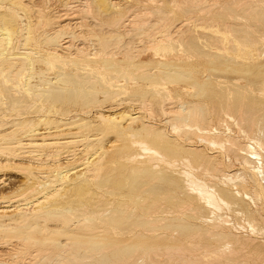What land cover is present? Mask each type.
<instances>
[{"label":"bare ground","instance_id":"obj_1","mask_svg":"<svg viewBox=\"0 0 264 264\" xmlns=\"http://www.w3.org/2000/svg\"><path fill=\"white\" fill-rule=\"evenodd\" d=\"M6 1L9 2L8 7H10V9L14 13H16V15H18V17L20 15H23V16H20V18H22V19L25 16V14L29 13V10H31V7H32V6L29 7V5L26 4L27 0H0V108L7 110L6 112L4 111L3 113H0V170L10 168L15 163V162L13 163V161L19 160L21 163L22 162H24V164L26 163L25 167L21 168L22 169L21 171H23L24 174L26 176H28V178H29V177L33 176V172H35V171L37 173L39 171V173H40L43 170L40 167L45 165V164H43V155L41 154L40 149H42L44 147L45 148L52 147V148L56 149L57 151L62 150L61 148L72 149V152H69V154L67 156H65V157H70V158H68V160L66 162L61 161V154L60 153H55L56 160H54V164L52 163V165H51V167L53 169H59V170L65 169L61 173L56 172L59 176V181L63 182L62 186H64V184H67L66 181L68 180V178L72 174L76 173V177L78 176V174H79V176L81 175V177L84 174H86L87 178H86V176H85L86 179L84 177H82L84 179H82L80 181L74 178L75 177V174H74L73 180L75 179V181H79V182L73 181V182H75V184H74V183H72V180H71V183L73 184L72 188H75L78 191L80 190V192H81L83 187H85L86 184L89 183L90 187L93 184L92 187L96 186L98 189L103 191L102 192L103 194L101 193L103 195V198L108 197L109 194H111L113 196L114 195L117 196V198H115L113 200V201H115V203L112 201L114 203V207L116 206L115 209H111L110 211L107 210V212H106V210L104 211V209L99 207V209L103 210L104 212H101L99 215L98 214L93 215V216H95V215L100 216V224H102L101 233H104V235H103L104 240H109V241L106 243H102V244L87 242L89 244L84 245V244L75 243L76 245L72 244V245H74L73 247L71 246L72 248L77 247L78 250H80L79 247H84V248H86L85 251L91 253V255H93V256L97 254V253L92 254V252H97L96 249L103 250L105 253L104 255H102V252H99L100 256L102 255L101 257L104 258V262L101 261V262H103V264H105L106 262L111 260V258H113V257H116L117 259L120 258L119 259L120 262H117L118 264H121V258L122 257H123L122 264H142L144 262V260L146 259V257L148 258L147 261L151 262L152 264L153 263L157 264L158 263L157 261L156 262L155 261L152 262V261L154 260V256L156 255V253L162 255V253H161L162 251L174 252V253L178 252L177 254L181 253V251L184 252L182 254H185V251H188V252H191L190 253L191 256L193 253V258H194V255L197 254L198 249L199 250L201 249L200 248L201 247L200 242L195 241L193 238H190L189 240L188 239L182 240V239L173 238L170 235L174 234L173 232H176L182 238H185L187 236V235L185 236L186 231H189L190 229H192V227H194L193 224L191 225V223L187 222V219H189V218L193 219V220L194 219H202V220L209 221V222H213L215 220H220V221H224L225 224H229V221L224 220L225 219L224 216L217 215V213H216L217 211L220 212L222 207L227 208L229 211H232L236 215L241 216L243 218V220L245 221L247 226H241L240 225L241 229H243L246 232L251 231V234L253 233V235H256V236L258 235L259 237L264 236V216L261 215V210H260L261 206H262L261 203L264 202L263 201V197H264V112L263 111L264 110L261 109V107H264V78L262 79V76L264 77V21L261 22V24H263V26L261 27V25H260L259 29H258V27H256L257 29L254 28L255 26L253 27L252 30L253 31L256 30V31L248 33L247 32L248 30H246V32L248 33V36L243 40H239V38H238V35H241V34L237 35V33L239 31H241L240 30L241 26H239V25L235 26V27L239 26V28L238 27L236 28L239 31L237 30L238 32H236L235 28L231 27L229 24H226V29H227V25H229L228 27L230 30V38H228V37L223 38L224 40L223 39L221 40L219 38L220 39L219 41L213 42L216 39H218V37H216V38L213 37L214 38L213 41L210 40L211 42H209V41H206L204 39V41H202V42L200 41L201 43L197 44V46H196L193 43L194 36L189 35L187 37V39H188V42H186V44H188L187 46H191V44L193 43L195 45L196 49L199 47L202 48V49L199 48L201 50L199 52H202V56H200V57L206 58L205 60L207 62H208L207 59L210 58L212 55L216 57V55L218 53L217 51L224 50L225 55H227V56H225V57H227L226 62L230 63L232 65V67L230 68V72L228 73V75L225 73V75H227V76H224L223 78H221V80L219 79L218 85H214L213 89L219 90V93H215L217 95L216 96V95L212 94L213 92L209 89L211 86L210 81H214L215 79L211 80V76H209V75H207L206 76L207 79L204 78L206 80H203V81H199L195 78H192V74L189 72V70H191L189 68L190 66L189 67L181 66L178 64V62L181 61L180 59L175 60V59L171 58V60L168 62V65L165 66V68H164L165 70L162 71L163 72L162 74H164V78L161 77V79L163 78L162 80L166 83V87L164 86L165 89L157 88L154 90L156 92L157 96L165 99L164 100L166 102L165 106H167V108L165 109V111L164 110L163 111L166 112L165 114L167 115V117L169 119L168 123H170V124H168V123L167 124L171 125V127H172V130H171V128H170L171 131L169 130L171 132V133L169 132L170 134H166L167 132L164 133L163 130L158 131L155 127L156 124L153 123L154 118H153V120H151L152 122L147 121L148 122L147 123V122H145V120L142 121V119H141L142 118V116H141L142 111L141 110H144V109H140V111H139V109H138V111L136 109L137 113L135 114L133 112V114H135V116L134 115L131 116L128 114L129 111H127L128 113L124 112L121 115L119 113H118L119 115L118 114L115 115L114 111L112 110L115 107H113L111 109V111H109V109H110L109 108L108 111H105V112H107L108 114L109 113H111V114L110 115H104V114H101V112H100V115L98 117H96V118H99V119H97V121L101 120L106 124L107 127L104 130H101L103 132L106 130H110V129L115 130V129L119 128L121 130V134H122L121 139H119V138L117 139V140H119L118 144L111 142L114 144L112 145L110 143V145H108V146H111V145L112 146L109 148L98 147L99 145H97V147H98L97 149H99L98 151L100 152L99 154L95 153L88 159H85L86 157L85 158L80 157V159H79L78 157L80 155L81 156L85 155L87 152L86 150H89V149L92 150V147L96 146L98 141L100 139L102 140V138L99 137L98 135L91 136V137H79L80 135H77L78 132L73 131V133L69 132L70 134H68V135L64 134V135H67V137L65 136V138H62V137L59 138L58 137L59 139H45L46 135H45V133H43L41 131V129H40L41 126L39 128V125H41L43 122H45L46 125L51 124V121H50L51 119L48 118L47 114H44L45 111L48 109H46L45 111L43 110L44 111L43 114L46 115L45 116L46 118H44V119L40 118L41 120H39L38 124L36 123V125H35V123H33V121H29L25 117L22 118V116L24 114H26L27 111H29V110L30 111L31 110L32 111L33 110L41 111L43 109V107H42V109H38L41 105L38 107V104L36 103L37 99H39L40 101L42 100L43 103H44V101H46V102L51 101L52 103H54L55 104L54 109H57L56 110L57 113H58V108H56V107H58L57 103H59V104H60V102L63 103L66 99L69 100L70 102H73L76 100V96L78 94L77 86H75V88H77V90L74 91L72 89H67L70 87H67L65 84V82H67L66 79H69L68 77L73 76L70 73H68L67 70H68V67L72 65V66L77 68L76 73H79L78 72L79 69H82V68H78L81 66L77 65V63H75V62L67 63L65 60H63L61 58L62 57V55L60 54L61 52L57 53L54 50H56V48L60 47V46H62V49H65V50L66 49H68V50L73 49L72 47H77V46H74V43H72V44L70 43L71 42L70 39L68 41L66 39V38H72L73 37L74 33L70 32V30L73 29L72 27H74V25H77L79 23V22L77 23L76 21L74 22V20L77 19V17H76L77 12L72 11L73 9L71 10V7H69L70 9H68V10L64 9L65 12L62 11L63 14L61 15V22H63V25H60V29L59 28L54 29L52 27L53 23L51 24L48 21L49 24L52 25L51 27L53 28V30H56V31H53V33L51 32L52 34L50 33V31L45 32L46 34L47 33L48 34L50 33V34L46 37L45 41H42V42L43 43L46 42L48 46L50 45V46L55 47V48L49 47L50 49H52L51 52H49L50 51L49 49H48L49 51L47 50L49 52L48 54H50V59H45V58H40V59H42L43 64L48 69V72L51 71V72L55 73L57 76H55L56 77L55 81L52 80V82L50 83V86H52V87H43L42 86L43 88H40V87L38 88V85L35 86L33 83V81L35 79H37L36 75L34 73V71L36 70L35 68L37 66V62H36L35 58L33 57L35 54H37V53H35L36 48H35V50H34L35 46L33 48H31L33 45L30 48L27 47V46L31 45L30 44L31 43L30 42V39H31L30 35L31 34H30L29 30H31L30 24L32 23V21L26 28V30H28L27 34H24V35L22 34V37L24 36L23 40L25 41L24 47H27V48H25V50H29V51L22 52V49H24V48H22L21 51L17 48H14L12 50L16 28L14 26L13 18L5 12L4 6L6 4L8 5V3H6ZM97 1H99L98 3H100L102 1L100 4L104 5L103 0H97ZM204 1H206V0H204ZM213 1H215V0H213ZM225 1L227 2V4L223 3V2L220 3L221 0L219 3L225 4L226 7H225V5H224V7H223V5L221 7V5L219 3H217L216 1L213 3L210 1V3L213 5L212 6L210 5L209 7L214 8V9L212 8L214 11H212L210 9L211 12H215V10H216L215 13H217V11H218L219 12L218 14L220 15V17L216 18L215 15L214 16L212 15L213 13L211 14V12H207L205 14H206V16L209 15V17L207 16L209 20H212V17L216 18L217 20L219 18L221 20H223L225 18L224 17L225 13H228L230 15H236V13H237L236 11H238L237 9H239V7L243 11L247 9L241 3H239V4H241L239 6V4H238L239 0H236L237 4H238L237 7L233 6V3L229 4L228 0H225ZM243 1L244 0H242L241 2H243ZM247 1L249 2L250 0H247ZM258 1L261 3V0H258ZM44 2H45V0H44ZM131 2H133V0ZM155 2H157V1H155ZM165 2H164V4L167 3V2L166 3ZM196 2H200V0L199 1L198 0H174V2L171 5V10L169 13H167V15H169L171 13L170 17L172 19H175L177 16H180V15H178L179 13H182V14H183V12L187 13V12H190L191 9H194L192 7L196 6V4H195ZM206 2H208V1H206ZM230 2H235V0H231ZM254 2L252 1L253 4H254ZM28 3H30V2H28ZM43 3L41 5H43ZM45 3H47V1ZM76 3H78V2H76ZM150 3L152 5L153 1H150ZM158 3L159 2H157L156 4L158 5V7H160L161 5H159V4L161 2L159 4ZM245 3L246 2H244V4ZM262 3H264V2H262ZM37 4H39V2ZM100 4H98L97 8L99 6H102ZM169 4H166V6H165V7H168L167 9H169V6H168ZM206 4H208V3H206ZM247 4L250 5V3H247ZM105 5L109 6L108 3ZM119 5L121 6L120 0L112 2V6L114 8H116V10L119 8ZM157 5H156V7H157ZM230 5H232L233 7H236V10H234V8L231 7ZM36 6H38V5H36ZM78 6H80V5H78ZM104 6L102 8H104ZM122 6H124V5L122 4ZM260 6H261V4H260ZM75 7H77V6H75ZM106 7H105V9H108V7L107 8ZM154 7H155V3H154ZM262 7L264 8L263 5H262ZM44 8H45V6H44ZM131 8H133V6H131ZM220 8H222V9H220ZM259 8L256 11H258ZM105 9H103V10L105 11ZM110 9H112V7ZM110 9L107 10V11H109V14L113 13V11ZM241 9H239V10H241ZM32 10H33V8H32ZM121 10H122V8H120V11ZM128 10H131V9L128 8ZM162 10L163 9L156 10V11L159 12ZM33 11H35V10H33ZM85 11L87 12V10H85ZM104 11H102V12L104 13ZM110 11H112V12H110ZM117 11H115V12H117ZM125 11H126V9H125ZM163 11H166V9H164ZM74 12H76V13H74ZM131 12H132V10H131ZM131 12H129V13H131ZM143 12H145V11H143ZM194 12L196 13V11H193L192 13L194 14ZM199 12L201 13L202 11H199ZM203 12H205V11H203ZM250 12L251 11H249V13ZM160 13H162V12H160ZM192 13L190 12L191 15H192ZM143 14L146 15V13H143ZM203 14L204 13H202L201 15H198V16H204ZM218 14H216V15H218ZM33 15H34V13H33ZM37 15L38 14H36V13L34 15L36 17V21L38 18ZM149 15H151V14L149 13L148 16ZM191 15H189V16H191ZM59 16H58V18H60ZM122 16L124 18H126L127 15L124 16V14H123ZM129 16H131V15H129ZM193 16H191L192 20H194ZM29 17L31 18L32 16H29ZM113 17H115V16H113ZM151 17H152V15H151ZM168 17L169 16L165 17V19L166 18L167 19L166 20L164 19L163 21L165 22V21L169 20L170 18H168ZM207 17L205 18V20H208ZM235 17L236 16H234V18ZM258 17L259 16L254 17L253 19L255 20ZM58 18L56 17V18H52V19L57 20ZM127 18H129V17H127ZM134 18L137 19V17H134ZM196 18H197V16H196ZM200 18H202V17H200ZM226 18H228V17H226ZM238 18L242 19L241 21H244L243 19H246L247 17L243 18L240 16ZM186 19H189V17H187ZM229 19H231V18H229ZM130 20L132 22L134 21V19L133 20L130 19ZM140 20L141 19H138V20H135L134 22L139 21L138 23H140ZM177 20L178 19H176V23H179V21H177ZM231 20L235 24L237 23L236 21H234L233 17ZM254 20H252L251 22L255 23ZM124 21H128V20H124ZM146 21H147V19H146ZM201 21L202 20H199V23ZM224 21H228V19H225ZM132 22L130 25H132ZM143 22H145V21L143 20ZM167 22H170V21H167ZM203 22L205 23V25L206 24L209 25L210 21L209 22L203 21ZM219 22L221 25L218 22H215L216 25L218 26V24H219L220 26H222V23L220 20H219ZM232 22L230 24H233ZM247 22H250V20ZM54 23H55V21H54ZM56 23H57V21H56ZM80 23H81V21H80ZM84 23H82V24H84ZM90 23H92V22H90ZM120 23H122V22H120ZM171 23L172 22H170V24ZM196 23H198V22H195V24ZM199 23L196 24L195 26L199 25ZM210 23H212L210 25H212V27H214L213 25H215V23H213V22H210ZM20 24H22V23H20ZM82 24H80V25H82ZM142 24H144V23H141L140 25H142ZM173 24H174L173 27L175 26V29H179V28L183 27L184 30H186L187 28H189V26H188L185 29V26L188 25V21L183 22L182 27H179V28H176L175 23H173ZM238 24H241V23H238ZM242 24H245V23H242ZM23 25H25V24H23ZM118 25H119V23L116 24V26H118ZM127 25H129V24L127 23ZM135 25H136V23L134 24V27H135ZM205 25L203 27H205ZM257 25H259V24L257 23ZM165 26H166V23H165ZM177 26H179V24H177ZM246 26L251 27V25H247V24H246ZM41 27H39V28H41ZM56 27H58V25ZM75 27H77V26H75ZM81 27H83V26H81ZM143 27H146V26H143ZM147 27H150V26H147ZM198 27H197L198 29L202 28L200 26H198ZM167 28H169V27H166V29ZM193 28L194 27L192 26V28L188 29L187 32H189ZM207 28H211V27H207ZM207 28L205 30H208ZM242 28H243V26H242ZM77 29H78V27H77ZM173 29L174 28H172L171 31ZM126 30L129 31L130 29H126ZM137 30H139V28H137ZM154 30L156 31V29H154ZM196 30H194V32H196ZM24 31H25V29H24ZM73 31H76V29ZM171 31H170V33H171ZM175 31H172V32H175ZM179 31H183V30L181 29ZM215 31H217V30H215ZM190 32H193V31H190ZM190 32L188 34H190ZM226 32H227V30H226ZM153 33H154L153 35H155V32H153ZM166 33H169L168 30L166 31ZM166 33H165V36H166ZM175 33L177 34V32H175ZM180 33H182V32H180ZM89 34H92V36L94 35L93 33H89ZM130 34H131V32H130ZM171 34H169V35H171ZM198 34H199V32H198ZM198 34H196L195 38L199 39L200 37H197ZM243 34H245V33H243ZM249 34H250V37H249ZM42 35H44V34H42ZM180 35H182V34H180ZM180 35L177 34L176 36H180ZM199 35L201 36V34H199ZM207 35L209 37V34H206L204 36H207ZM31 36H33V35H31ZM64 36H65L66 42H64L63 44L60 45L59 39L61 40L62 39L61 37H64ZM79 36H81V33ZM152 36L150 38H154V37L156 38L157 37V35H155L154 37H152ZM202 36H201V38H202ZM210 36H213V35H210ZM244 36H246V35H244ZM171 37H170V40H169V37L167 38L169 43L166 42L167 40L165 39L166 40L165 42L168 44V48L167 47L166 48H167V51L169 53L174 54V53H176V51H178L179 45H182V43L184 41H186L187 39L186 40H180L181 39V37H180V39H179L180 41H178V40H174V35H173L172 39H171ZM87 38H89V37H87ZM158 38L159 37H157V39ZM201 38H200V40H201ZM39 39H41V38H39ZM175 39H177V38H175ZM154 40L155 39H153V41ZM159 40H162V39H159ZM165 42L161 43V46L164 43L163 44L164 46H162V48L167 45ZM204 42H207V43H204ZM18 43H20L19 40H18ZM69 43H70V45H68ZM158 44H157V48H160V46L158 47ZM184 45L185 44H183L182 46H184ZM151 46L152 47L155 46L153 48H156L155 43H154V45H151ZM45 47H47V46H45ZM152 47L149 48V51L151 50L150 51L151 53H155L152 50H157V49H153ZM191 47H193V46H191ZM80 48L81 47L74 48V49H78L77 51H79V50H81ZM184 48L185 47H183L182 49H184ZM43 49H44V47H43ZM184 50L182 52H185ZM197 50L196 51L194 50V51L197 52ZM213 50H214V52H213ZM70 51H74V50H70ZM84 51L82 50L83 53H84ZM121 51H123V50H121ZM125 51H123V52H125ZM36 52H38V51H36ZM67 52H69V51H67ZM110 52H112V51H110ZM110 52L107 51V53H105V54H111ZM138 53H137V55H138ZM62 54H65V53H62ZM124 54H126V53L122 54L123 58L125 56ZM129 54L135 55L134 52L129 53ZM185 54H186V52H185ZM139 55H140V53H139ZM213 56L211 57V59L215 58ZM221 56H223V55H221ZM65 57H67V55ZM74 57H76V56H74ZM88 57H90V56H88ZM130 57H132V56H130ZM154 57H158V56H154ZM85 58H87V55ZM124 59H126V58H124ZM193 59H195V58H193ZM193 59H192V61H193ZM239 59H243L244 62L241 63V61H239ZM259 60H261V61H259ZM105 61L108 62L109 60H105ZM194 61H197V60H194ZM215 61H216V59H215ZM137 64H138V62H137ZM204 64H202V65H204ZM187 65H189V64H187ZM194 65H196V64H194ZM194 65H192V66H194ZM207 66H209V65H207ZM217 67H219V66H217ZM217 67L215 66V68H217ZM144 69H145L144 67H138L137 70L142 71ZM211 69H212V67H211ZM219 69H217V70H219ZM82 72H84V71H82ZM130 72L133 73V71H130ZM130 72L123 69V70H119L116 72H111L109 74H106L104 78L100 77L98 79V83L99 84H101V83L105 84V88H104L105 92H103V93L97 92V93L92 94V93H87L84 91L85 92L84 94L86 96V100L84 101V103L86 102L87 104L88 103L91 104V103L97 101L99 97L101 98V96L107 97V98H109L108 96H116V95H120V96H124V97L128 96L129 92H130L129 85L131 83H133L135 80V75H132V73H130ZM155 72H157V71H155ZM221 72H223V71H221ZM134 74H137V73H134ZM82 75H85L84 77H86V75H87V80H85V82L88 81V83L87 82L82 83L79 81L80 83L86 84L87 86H89L88 84L96 83L93 81L94 76H95L94 71H91V70L86 71ZM255 76H258V77H255ZM76 77L80 78L78 76H76ZM202 77H204V76H202ZM189 79L191 81L189 83V86L187 85L188 86L187 91H189L191 93V97H194L195 99L199 98V99H203V100L204 99H210L211 97H213L214 102L216 100H217V104H218V102H220V109L218 108L220 110L219 117H218L219 122H217V123H220V126H222L221 125V122H222V124L225 126V127L223 126L224 128H226L224 133L220 132L219 128L209 126L208 122L206 121L207 119L205 118V114H208V113H205V108H206L205 103L204 104L202 102H189L188 103V102L184 101V99L182 97L177 96L178 83L184 82L183 84H185V82L189 81ZM216 79H218V78H216ZM36 82L38 83V80ZM72 82H74V84ZM72 82H68V83L73 85V86L75 84L78 85L77 83H75L76 81H72ZM61 83H63L67 88H65L64 85H63L64 88L61 87ZM80 83H79V85H81ZM68 86H70V85H68ZM92 86H93V88H95V86H98V85H92ZM101 86L103 87L104 85H101ZM161 86L163 87V85H161ZM83 88L85 89V86ZM86 88H88V87H86ZM94 92H96V91H94ZM135 92H136V90H135ZM97 95L98 96L101 95V96L97 97ZM116 97H119V96H116ZM107 98H105V99H107ZM109 99H111V98H109ZM132 99H135V98H132ZM128 100H130V99H128ZM124 101H126V99H123L120 103L121 105L123 104V106L125 103ZM140 102H141L140 104H142V101H140ZM211 102H212V100H211ZM127 103L133 104L132 106H134L135 104L137 105V103L132 101V100L130 102H127ZM149 103L151 104L150 101H149ZM149 103H146V104H148V106H149L150 105ZM140 104H138V105H140ZM128 105L126 104V106H128ZM89 106H91V105H89ZM116 106H119V104ZM129 107H130V105H129ZM142 107H143V105H142ZM123 108H122V110H123ZM140 108H141V106H140ZM144 108H146V105ZM162 108H165L164 105ZM213 108H214V105L212 106V109ZM127 109L130 110L129 108H127ZM149 109H151V107L148 108V110ZM0 112H2L1 109H0ZM56 112L54 114H56ZM47 113L51 114V116H52V110H49ZM143 113H147V112H143ZM151 113H153V112H151ZM58 114H56L55 116H57ZM130 114H132V113H130ZM153 114H150V116L151 115L155 116V117L159 116V115H157L159 113H155L156 115H153ZM210 115H213V114H210ZM95 116H96V114H95ZM150 116H148V117L150 118ZM36 118H34V120H38ZM38 118H39V115H38ZM75 118H76V116H75ZM47 119H49V120L47 121ZM67 119H69V118H67ZM77 119L71 118V121H73L74 123H78L80 120L81 121H87V120H83V119H78V120ZM143 119H145V118L143 117ZM155 119L158 120V117H156ZM126 120H128L129 122L126 123L127 125L126 124L124 125V122H127ZM212 120H213V118H212ZM53 121H55V120H53ZM62 122L64 123V121H62ZM88 122L89 121H87L86 123H88ZM74 123H72V124H74ZM230 123H232V124H230ZM85 124L81 123V125H85ZM161 124H163V123H161ZM69 125H71V124H69ZM81 125H79V124L75 125V128L77 126L81 127ZM231 125L232 126L237 125L235 127H237V128L239 127L244 132V134L248 138V141L246 143L239 142V140L242 137L239 138V140H237L238 138L236 136L238 133L235 136L237 139L230 136V133L232 132L231 128H233V127H230ZM158 126H160V125H158ZM246 127L250 128L249 133H246L247 131L243 130V129H246ZM70 128H74V127H70ZM66 129H68V128H66ZM63 130H64V128H63ZM165 131H167V130H165ZM52 132H54V131H51L50 133H52ZM65 132H67V131H65ZM86 133L84 136H87ZM55 135L57 136V134H55ZM231 135H233V134H231ZM240 136H242V135L240 134ZM118 137H120V136H118ZM129 138H131L132 140H128ZM115 141H116V139H115ZM101 146H104V145H101ZM206 146H208L211 149H215L216 155H213V152H208L209 154L212 153L211 154L212 156L207 155L208 153H206L205 151H208V150L204 149ZM45 148H44V150H45ZM74 148L77 150L73 151ZM94 150H96V149H94ZM77 151L79 152V154ZM219 153H223L227 157V161L237 162V165L240 164L244 170L243 173L242 172L237 173V172H231V171L228 173H224L223 179H222L224 184H221V185H224V186L227 185V186L223 187V188L218 187V186L217 187L213 186L214 184L209 185L206 182H204L206 179L202 181V180L196 178L195 174H194V172L203 169V170H206V171H209L212 173H216V175H217V173H218V175H220L221 173L219 174V172H222V171H220V169L217 167V165H218L217 158L219 156L217 154H219ZM231 154L234 155V158H231V156H233ZM45 156L48 158H51L52 155L47 154ZM85 156H87V155H85ZM91 159H92V161H91ZM74 161L76 164L78 162V164L81 166V169L78 171L79 172L83 171L84 172L83 175H82V172L77 174L78 171H75L76 169L74 167L73 168L70 167L69 169L67 168V167L71 166L72 163L75 164ZM92 162L94 163L93 166L90 165ZM34 164H36V165H34ZM230 165H231V167H233L232 166L233 164H230ZM76 166H78V165H76ZM14 171H16V170H14ZM45 175L47 176V174H45ZM34 177L35 176H33V178ZM213 177H215V176H213ZM217 177H215V178H217ZM202 178H204V177H202ZM31 179H29V181ZM5 180H6V178L4 179V178L0 177V185L4 184ZM29 181L28 180L25 181V182H27L26 183L27 185H28ZM34 181H30V183H32ZM51 183H52V181L51 182L49 181L48 185L49 184L51 185ZM90 183H92V184L90 185ZM220 183H222V182H220ZM23 184H25V183H23ZM52 185H54V183ZM45 186L47 187V183L41 184V185L39 184L38 188L40 189V188H43ZM229 186H232V188H230ZM90 187H89V189H90ZM92 187H91V189H92ZM247 187H252L255 190L253 192H250L248 190L249 188H247ZM38 188H36V189L34 188V190L31 188L33 190L32 192L34 193V195L38 194V192L36 191ZM60 189H61V187L58 190L55 189L56 190L55 192L53 191V193L51 192L47 196L45 195L46 197H43L42 198L43 200L38 199L36 201L34 199L33 195L30 194V196L32 195L35 202L30 201L31 203H29V204L24 203L23 206H24V209L27 210V211L25 210V212H27L26 215H28L27 218H25L26 216L25 217L22 216L24 209L21 208L20 206L19 207L16 206V208L13 209V208H11L12 204L8 203L7 201H1L0 202V204H1L0 205V232L7 231V229L10 228L11 225H13L12 221L13 222L14 221L25 222L26 226H28L29 229L36 230L39 232L42 229L40 227L41 225L39 226V224H38V221L41 218L51 219V218L55 217V218H57V220L65 222V221H68L69 219H71L69 217L70 216L72 217L73 214L74 215L80 214L78 212V210L75 214L72 211L71 207H64L63 206L64 209L58 208L59 207L58 203H59L60 199L57 197L60 196L59 195ZM61 190H63V189H61ZM68 190L70 193V186H69ZM85 190L86 189L84 188V190H83L84 192L82 191L83 194L86 193ZM92 190H89V191H92ZM35 191H36V193H35ZM73 192H75V191H71V193H73ZM82 193H81V195H83ZM40 194H42V193H40ZM90 194H91V192H90ZM90 194H88L87 196H89ZM26 195H29V194H26ZM81 195L80 196L78 195V196L80 198L81 197L83 198V196H81ZM22 196L24 197L25 195H22ZM73 196H75V195H73ZM96 196H98V195H96ZM3 197H5V195ZM51 197H53V198H51ZM89 197L95 200V198H93L91 196H89ZM114 197L110 196V198H114ZM50 198L53 200V202L51 204L47 202V200H49ZM85 198H86V196H85ZM103 198H101V199L98 198L99 202H97L95 200L96 203H98L99 205L103 204L104 203V202L102 203ZM94 200H93V202H94ZM201 201L204 202L203 203L204 205L202 204ZM26 202H28V201H26ZM93 202H92V204H93ZM112 202H109V203H112ZM198 202L202 206L206 205L208 207L207 210L203 211V209L205 207L201 208V206L199 205ZM96 203H94V204H96ZM73 204H76V202ZM106 205H104V207L107 209L108 206H106ZM91 207L92 206H90V208ZM95 207L97 208V206H95ZM109 207H110V204H109ZM10 208L13 210H9ZM31 208L33 209V210H31L32 214L29 210ZM209 208H210V210H208ZM99 209H97V211H99ZM15 210H16V213H14V215H11V213L8 214L9 216L11 215V218L7 219V221L10 220V222H8L6 224L5 223L6 219H4L3 217L8 216V215H6L7 212L9 213V212H12ZM206 211H210V212H206ZM222 211H223V209H222ZM88 212L89 211L86 210V211H84V213L81 212V214H84L86 216V214ZM204 212H206L207 214L209 213V215H207V216L203 215ZM95 213H97V212H95ZM1 214H3V215H1ZM30 214H31V217H30ZM78 216H81V215H78ZM211 216H213V217H211ZM88 217H85V219L87 221H91L92 217L91 218H88ZM73 219H75V216L73 217ZM92 219L94 220L93 222H96L94 217ZM77 221L80 222L79 220H76V222ZM81 221H83V220H81ZM173 221H178L179 225H177V227L173 226V224H172ZM82 223H84V222H82ZM85 223L88 224L87 222H85ZM173 223L177 224L175 222H173ZM86 224H82L81 226L86 225ZM92 224H90V225H92ZM94 225L89 226V228L90 227L94 228L95 227ZM199 225H202V224H199ZM219 225H220V223L216 226H219ZM13 227H15V226H13ZM56 227H55V229H57ZM73 227H77V226H73ZM73 227L71 228V225H70V227L67 226L66 228L67 229L68 228L74 229ZM173 227L174 228L176 227V229H173ZM199 227L200 226H198L197 229H199ZM205 227H204V229H205ZM60 228H61V225H60ZM80 228H82V227H80ZM84 228L89 229L86 227H84ZM208 228H210V227H208ZM215 228H217V227H215ZM75 229L79 230V228H75ZM85 229L82 228V230H85ZM193 229H195V231H196V228H193ZM193 229H192V231H194ZM47 230H49V229H47ZM57 230H59V228ZM52 231H54V230H52ZM74 231L76 232V230H74ZM99 231L100 230H98L96 233H98ZM192 231H190V232H192ZM203 231L207 232L206 229ZM75 232H74V234H75ZM212 232H213V230H212ZM238 232L240 233V231H238ZM60 233H62L63 235H70L71 234L70 231L69 232H60ZM203 233H205V232H203ZM203 233H201V234H203ZM215 233H216V230H215ZM48 234L50 235L51 233H48ZM187 234H189V233H187ZM223 234H225V233L213 235V237H215V240H216V237L219 240L220 239L226 240L228 237L229 241H228L227 245L233 246L234 249H233V252H231L232 254H228L227 252L221 253L220 248L219 249L218 248L211 249L214 251H212L210 254L213 255V257L216 256L215 260H218L219 264H224V263L225 264H237L238 262L244 261V259L242 260V258L244 257L243 254L245 252H247V251L243 252L244 250H250L253 252V254L256 257L255 264H264V241H262V240H261V242H257L256 240L255 241H247L248 239L243 240L239 236L236 237L237 234L235 236L229 235L230 237L225 236ZM26 235H28V233H26ZM239 235L242 236L241 234H239ZM183 236H185V237H183ZM187 237H189V236H187ZM193 237H195V236H193ZM68 239L72 240L71 238H68ZM110 239H112V240H110ZM158 240H162L163 243H156V241H158ZM196 240H199V239L196 238ZM25 241H27V240L25 239ZM5 242H7V241H5ZM175 243H180V245H178V247L176 248L177 252L174 250L171 251L172 249H175V248H173ZM206 243H208V242L206 241ZM211 243H212V240H211ZM29 244H26V245H28V247H30L31 245L29 246ZM61 244L62 243L58 242L56 245H58L57 247L59 248V246ZM69 244L70 243L68 242L67 245H69ZM34 245L35 244H33V246ZM63 245H64V243H63ZM63 245L61 246V248L63 247ZM202 245H204V244L202 243ZM0 248H1V246H0ZM34 248H35V246H34ZM52 249H49V252H51ZM47 250H46V252H47ZM55 250H57V248H55ZM75 251L76 250L74 249V253H76V254L80 253L81 254L80 256H78V258L82 257L83 254H85L84 253L85 251H79V252L78 251L75 252ZM205 251H203V252H205ZM221 251H224V250H221ZM227 251H230V250H227ZM46 252H45V254L47 255ZM65 252H70L71 255L73 254L72 251H70V250L69 251L66 250ZM174 253H171L173 255H171L170 253H167L168 254L167 256H169L170 261L166 258V256H162V259H164L163 257H165L164 262L166 263L167 261H169L171 264H187L186 260H189L190 257L188 259H184L183 257H180L181 254H179L180 255L179 257L178 256L175 257L176 254L174 255ZM198 253L200 254L201 252H198ZM21 254H22V252H21ZM245 254L248 255L247 253H245ZM60 255H63V252H62V254L60 253ZM60 255L58 256L59 258L61 257ZM91 255L89 257L93 258V256H91ZM141 255H143L144 257H142ZM37 256H39V255L37 254ZM74 256H77V255H74ZM45 257H47V256H45ZM72 257H69V258L72 259ZM87 257L88 256H86V258ZM101 257H100V259H102ZM140 257H141V259H140ZM155 257H157L155 259H158V260L160 259V257H158L157 255ZM186 257H188L187 254H186ZM61 258H63V256ZM75 258H77V257H75ZM90 258H88V259H90ZM204 258L205 257H203L202 259H204ZM24 259H26V258H24ZM66 259H68L67 256H66ZM94 259H96V258H93L92 261H94ZM72 260H74V259H72ZM72 260H71L70 264H73L74 262L76 263V261H75L76 259L73 261V263H72ZM191 260L189 262L192 264L194 259H191ZM209 260L210 259H208V261ZM213 260H214V258H213ZM221 260H223L224 262H221ZM240 260H242V261H240ZM57 261H59V260H57ZM60 261L64 262V260H60ZM65 261H67V260H65ZM92 261H90L88 263L92 264L93 263ZM201 261L202 260L200 258H195V260H194V262L196 264L204 262V260L202 262ZM189 262H188V264H189ZM211 262L213 263V261H211ZM211 262L209 261V264ZM55 263H53V264H55ZM64 263H61V264H64ZM113 263H114V261H113ZM146 263H148V262H146ZM215 263L218 264L217 262H215ZM11 264H13V263H11ZM14 264H16V263H14ZM22 264H24V263H22ZM65 264H68V263L66 262ZM97 264H99L98 261H97ZM100 264H102V263H100Z\"/></svg>","mask_w":264,"mask_h":264},{"label":"rangeland","instance_id":"obj_2","mask_svg":"<svg viewBox=\"0 0 264 264\" xmlns=\"http://www.w3.org/2000/svg\"><path fill=\"white\" fill-rule=\"evenodd\" d=\"M42 3L44 2V0H40ZM39 0H27V5H29V7H31V10H29V13H27V14H25V16L23 17V19L22 18H20V16H23V15H20L19 17H18V15H16V13H14L11 9H10V7H8L9 6V2L8 1H6V3H8V5L6 4L4 7H5V12L7 13V14H9L12 18H13V20H14V26H15V28H16V31H15V36H14V42H13V46H12V50L14 49V48H17V49H19L20 51H21V49L22 48H24V49H22V52H24V51H29V50H25V48H30L32 45V47L31 48H33L34 46V50H35V48H36V50H35V53H37V54H35L33 57L35 58V60H36V62H37V66H36V70L34 71V73H35V75H36V78L37 79H35L34 81H33V83H34V85L35 86H37L38 85V88L40 87V88H43V87H52V86H50V83L52 82V80L53 81H55V76H57L55 73H53V72H48V69L45 67V65L43 64V62H42V59H40V58H45V59H50V54H48L49 52H51L52 51V49H50L52 46H48L47 45V43L46 42H42V41H45V39H46V37L52 32L53 33V31H56V30H53V28L54 29H57V28H59L60 29V25H63V22H61V15L63 14V12H65V10H68V9H70L69 7H71V10L72 11H76V12H74V13H76L77 15H76V17H77V19L76 20H74V22L76 21L78 24L77 25H74V27L75 26H77L78 27V29H77V27H72L73 29H71L70 30V32H73L74 34H73V39L72 38H66L67 39V41L70 39L71 40V44L72 43H74V46H77V47H72L73 49H62V46H60V47H57L56 48V50H54V51H56L57 53H60L61 55H62V59L63 60H65L67 63H71V62H75V63H77V65H79V66H81V67H78V68H82V69H79V73H76V71H77V68L76 67H74V66H69L68 67V70H67V72L68 73H70L71 75H73V76H71V77H68L69 79H66V81L67 82H65V84H66V86L67 87H70V88H67L63 83H61V87H63L64 88V86H65V88H67V89H72V90H77V88H78V94H77V96H76V100L75 101H73V102H70L69 100H65L63 103H61L60 102V104L59 103H57V105H58V107H56V108H58V113L56 112V110L57 109H54V103H52L51 101H49V102H46V101H44V103H43V101L41 102L39 99H37L36 100V103L38 104V109H42V107H43V109L41 110V111H37V110H29V111H27V113L26 114H24L23 116H22V118H26L27 120H29V121H33V123H35V125H36V123L38 124V122H39V120H41V119H44V118H46L45 116L46 115H44V114H47L48 115V118L49 119H51L50 121H51V124L50 125H46L45 124V122H43L41 125H39V128H40V126H41V131L43 132V133H45V139H59L60 137H62V138H65V136L67 137V135L68 134H70V133H73V131L74 132H78L77 133V135H80L79 137H91V136H95V135H98L99 137H101L102 138V140L100 139L99 141H98V143L96 144V146H93L92 147V150L91 149H89V150H86L85 152H86V154L85 155H87V156H85V155H83V156H79L78 158L80 159V157H83V158H85V159H88V158H90L93 154H95V153H97V154H99L100 152L98 151L99 149H97L98 147H105V148H109V147H111L114 143H117L118 144V141L119 140H117L118 138L119 139H121V137H122V134H121V130L118 128V129H110V130H106V131H101V130H104L107 126H106V124L103 122V121H101V120H98L97 121V119H99V118H96V117H98L99 115H100V112H101V114H104V115H110L111 113H107V112H105V111H108V109H109V111H111V109L113 108V107H115V108H113L112 110L114 111V114L115 115H117L118 113L121 115L122 113H128L127 111H129V115H131V116H135V114L137 113V111H138V109H139V111H140V109H144V110H141L142 111V113H141V116H142V121H144L145 120V122H150L151 120H153V118H154V122L153 123H155L156 124V129L159 131V130H163V132L164 133H166V134H170L171 132V130H172V127H171V125H168V124H170V123H168V121H169V119H168V117H167V115L165 114L166 112H164L165 111V109L167 108V106H165V104H166V102L164 101L165 99L164 98H162V97H159V96H157L156 95V92L154 91L155 89H157V88H159V89H165V87H166V83L162 80L163 78H164V74H162L163 72V70H165L164 68H165V66H167L168 65V62L171 60V58L172 59H175V60H177V59H180L181 61H179L178 62V64L179 65H181V66H184V67H189L191 70H189V72L192 74V78H195V79H197V80H199V81H203V80H206L207 78H206V76L207 75H209V76H211V80H213V79H215L214 81H210L211 82V86H210V90L213 92L212 94H214V95H216L215 93H219V90H214L213 89V87H214V85H218V81H219V79L221 80V78H223L224 76H227L228 75V73L230 72V68L232 67V65L230 64V63H228V62H226L227 61V57H225V56H227V55H225V51L224 50H219V51H217L218 53H217V55H216V57L215 56H213V57H215V58H212L211 59V57L210 58H208L207 60H208V62L205 60L206 58H204V57H200V56H202V52H199V51H201L200 49H202V48H197L196 49V47H195V45L197 46V44H200L202 41H204V39L206 40V41H209V42H211V41H213L214 40V38H216V37H218V39H216L215 41H213V42H217V41H219L220 39L222 40L223 38H230V30H229V25L231 26V27H234L235 28V30H236V32H238L239 30L238 29H236L237 27L239 28V26H241L240 27V30L241 31H239L238 33H237V35L238 34H241V35H238V38H239V40H243V39H245L247 36H248V33H250V32H254V31H256V30H252L253 29V27L255 28V29H257L256 27H258V29H259V27H260V25H261V27L263 26V24H261V22H263L264 20V8L262 7V5L264 6V3H262V2H264V0H261V3L258 1V0H250L249 2L247 1V0H244L243 2H241L242 0H239V2H238V4L239 3H241L242 5H244V7L245 8H247L246 10H242L240 7H239V9H241V10H239V9H237L238 11H236L237 13H236V15H230V14H228V13H225L224 14V19L223 20H221L220 18L217 20L216 18L217 17H220V15L218 14L219 12L217 11V13H215L216 12V10H215V12H211V10L212 11H214L213 9V7H209L210 5L212 6L213 4H211L210 3V1L213 3V2H217V3H219L220 2V0H215V1H213V0H206V1H208V2H206V1H204V0H200V2H196L195 4H196V6H193L192 8H194V9H191V13L193 12V11H196V13L194 12V14L192 13V15L190 14V12H187V13H184L183 12V14L182 13H179L178 15H180V16H177L175 19H172L171 17H170V15H171V13L169 14V15H167V13H169L170 12V10H171V5H172V3L174 2V0H133V2H131L132 0H120V2H121V6L119 5V8L116 10V8H114L113 6H112V2H115V1H117V0H103V2H104V5L105 4H107L108 3V5L110 6H107V5H102V4H100V3H98L99 1H97V0H45V2L47 1V3H43V5H41L42 3L40 2ZM71 1V2H70ZM73 1V2H72ZM82 1V2H81ZM112 1V2H111ZM119 1V0H118ZM150 1H153V3H152V5H151V3H150ZM155 1H157V2H161L159 5H161L160 7H158V5L156 4L157 2H155ZM167 3H166V2ZM170 1V2H169ZM199 1V0H198ZM229 2V4L230 3H233V6H238V4H237V1L235 0V2H230L231 0H228ZM252 1L254 2V4L252 3ZM28 2H30V3H28ZM36 2V3H35ZM39 2V4H37ZM76 2H78V3H76ZM135 2V3H134ZM164 2L166 3V4H169L168 6H169V9H167L168 7H165L166 6V4H164ZM203 2V3H202ZM226 3L227 4V2L225 1V0H221V2L220 3ZM244 2H246L245 4H244ZM53 3V4H52ZM86 3V4H85ZM88 3V4H87ZM129 3V4H128ZM141 3V4H140ZM154 3H155V7H154ZM164 5H163V4ZM206 3H208V4H206ZM210 3V4H209ZM219 3V4H220ZM235 3V4H234ZM247 3H250V5L249 4H247ZM45 4V5H44ZM90 4V5H89ZM98 4H100V5H102V6H99L98 8H97V6H98ZM122 4L124 5V6H122ZM194 4V5H195ZM241 4H239V6L241 5ZM252 4V5H251ZM260 4H261V6H260ZM36 5H38V6H36ZM47 5V6H46ZM53 5V6H52ZM73 5V6H72ZM78 5H80V6H78ZM126 5V6H125ZM128 5V6H127ZM156 5H157V7H156ZM221 5V7H222V5H223V7H224V5L225 4H220ZM248 5V6H247ZM256 5V6H255ZM259 5V6H258ZM44 6H45V8H44ZM52 6V7H51ZM75 6H77V7H75ZM86 6V7H85ZM104 6V8H102ZM108 7V9H110L111 7H112V9H110V10H112L113 11V13H111V14H109V11H107L108 9H105V7ZM131 6H133V8H131ZM164 6V7H163ZM228 6V5H227ZM231 7H233L232 5H230ZM247 6V7H246ZM75 7V8H74ZM106 7V8H107ZM124 7V8H123ZM225 7H226V5H225ZM236 7H233L234 8V10H236ZM243 7V6H242ZM243 7V8H244ZM260 7V8H259ZM32 8H33V10H35V11H33L32 10ZM40 8V9H39ZM80 8V9H79ZM120 8H122V10L120 11ZM128 8H130L131 10H132V12H131V10H128ZM145 10H144V9ZM157 8V9H156ZM160 8V9H159ZM213 8V9H212ZM259 8V10L258 11H256L257 9ZM263 8V9H262ZM48 11H47V10ZM61 9V10H60ZM65 9V10H64ZM78 9V10H77ZM103 9H105V11L103 10ZM125 9H126V11H125ZM161 9H166V11H156V10H161ZM211 9V10H210ZM220 9H222V8H220ZM255 9V10H254ZM85 10H87V12L85 11ZM198 10V11H197ZM218 10V9H217ZM58 11V12H57ZM63 11V12H62ZM80 11V12H79ZM83 11V12H82ZM89 11V12H88ZM102 11H104V13L102 12ZM107 11V12H106ZM112 11H110V12H112ZM115 11H117V12H115ZM125 11V12H124ZM131 12V13H129V12ZM143 11H145V12H143ZM199 11H202L201 13L199 12ZM203 11H205V12H203ZM221 11V10H220ZM249 11H251L250 13H249ZM41 12V13H40ZM82 12V13H81ZM106 12V13H105ZM160 12H162V13H160ZM207 12H211V14L214 16L215 15V17L216 18H213L212 17V20H209L208 19V17H209V15H207L206 16V14L205 13H207ZM249 14H248V13ZM33 13H34V15H35V13L36 14H38L37 16H38V18H37V21H36V17L33 15ZM90 13V14H89ZM143 13H146V15L145 14H143ZM151 14L152 15V17H151V15H149L148 16V14ZM160 13V14H159ZM189 13V14H188ZM202 13H204L203 15L204 16H198V15H201ZM215 13V14H214ZM247 13V14H246ZM124 14V16H126V18L127 17H129V18H124L122 15ZM133 14V15H132ZM138 16H137V15ZM167 16H169L168 18H170L169 20H167V21H170V22H172L171 24H170V22H167V21H163L164 19H165V17H167ZM188 14V15H187ZM216 14H218V15H216ZM239 14V15H238ZM262 14V15H261ZM57 15V16H56ZM60 15V16H59ZM129 15H131V16H129ZM154 15V16H153ZM182 15V16H181ZM189 15H191V16H193V19L194 20H192L191 19V16H189ZM29 16H32L31 18L29 17ZM58 18V16L60 17V18H58L57 20H53L52 18H56V17ZM113 16H115V17H113ZM140 16V17H139ZM147 16V17H146ZM196 16H197V18H196ZM234 16H236L235 18H234ZM243 17V18H245V17H247L246 19H243L244 21H241L242 19H239L238 17ZM257 16H259L258 18H256L255 20L253 19L254 17H257ZM134 17H137V19H135ZM187 17H189V19H186ZM200 17H204L203 19L202 18H200ZM207 17V19L208 20H205V18ZM226 17H228V18H226ZM232 17H233V19H234V21H236L237 23L235 24L234 22H232ZM30 18V19H29ZM49 18V19H48ZM124 20H128V21H124ZM196 18V19H195ZM229 18H231V19H229ZM27 19V20H26ZM60 19V20H59ZM130 19H134V21L135 20H138V19H141L140 20V23H138V22H132ZM146 19H147V21H146ZM167 19V18H166ZM165 19V20H166ZM176 19H178L177 21H179V23H176ZM211 19V18H210ZM225 19H228V21H224ZM34 20V21H33ZM143 20L145 21V22H143ZM199 20H202L200 23H199ZM219 20L221 21V23H222V26H220L221 24H220V22H219ZM250 20V22H247V21H249ZM252 20H254V22L256 23H253V22H251ZM31 21H32V23H31ZM42 21V22H41ZM53 25H50L49 24V22ZM54 21H55V23H54ZM56 21H57V23H56ZM80 21H81V23H80ZM122 22V23H120V22ZM182 21V22H181ZM186 21H188V25L187 26H185V29L189 26V28H187L186 30H184V28L182 27V24H183V22H186ZM203 21H207V22H213V23H215V22H218L217 24H218V26L216 25V23H215V25H213L214 27H212V25H210V24H212V23H210L209 22V25H205V23L203 22ZM241 21V22H240ZM29 22V23H28ZM35 22V23H34ZM46 22V23H45ZM61 22V23H60ZM85 22V23H84ZM90 22H92V23H90ZM131 22H132V25H130L131 24ZM181 22V23H180ZM195 22H198L199 23V25H197V26H195L196 24H198V23H196L195 24ZM233 23V24H230V23ZM20 23H22V24H20ZM27 23V24H26ZM31 23V24H30ZM41 23V24H40ZM44 23V24H43ZM59 23V24H58ZM82 23H84V24H82ZM119 23V25L118 26H116V24H118ZM127 23L129 24V25H127ZM136 23V25H135V27H134V24ZM141 23H144V24H142L143 26H146V27H143L142 25H140ZM165 23H166V26H165ZM173 23H175L176 24V28H179V27H182V28H179V29H175V26L173 27ZM205 25V27H203L204 25ZM238 23H245V24H238ZM250 23V24H249ZM257 23L259 24V25H257ZM23 24H25V25H23ZM31 25V30H29L30 31V34L31 35H33V36H31L30 35V46H27V47H24V44H25V41L23 40L24 39V36L22 37V34L24 35V34H27V32H28V30H26V28H27V26L28 25ZM34 26H33V25ZM45 26H43V25ZM49 24V25H48ZM56 24V25H55ZM80 24H82V25H80ZM122 24V25H121ZM164 24V25H163ZM177 24H179V26H177ZM226 24H229V25H227V29H226ZM246 24L247 25H251V27L250 26H246ZM23 25V26H22ZM36 25V26H35ZM58 25V27H56ZM80 25V26H79ZM152 25V26H151ZM161 25V26H160ZM172 25V26H171ZM203 25V26H202ZM236 25H239V26H237V27H235ZM42 26V27H41ZM53 28H52V27ZM81 26H83V27H81ZM147 26H150V27H147ZM192 26L194 27L192 30H190V31H193V32H190V34H188L189 32H187L188 31V29H190V28H192ZM198 26H200V27H202V28H200V29H198L199 27ZM217 26V27H216ZM242 26H243V28H242ZM39 27H41V28H39ZM51 27V28H50ZM135 29H134V28ZM139 28V30H137V28ZM166 27H169V28H167L166 29ZM198 27V28H197ZM207 27H211V28H207ZM222 27V28H221ZM224 27V28H223ZM37 28V29H36ZM158 28V29H157ZM165 28V29H164ZM172 28H174L172 31H175V32H177V34L178 35H180V34H182V35H180V36H176L177 34L175 33V32H172L171 31V29ZM208 29V30H205V29ZM250 28V29H249ZM24 29H25V31H24ZM76 29V31H73V30H75ZM126 29H130L129 31L128 30H126ZM154 29H156V31L158 32H156ZM161 31H160V30ZM170 29V30H169ZM183 30V31H179V30ZM198 31H197V30ZM22 32H21V31ZM37 30V31H36ZM141 30V31H140ZM168 30V32L169 33H166V31ZM194 30H196V32H194ZM215 30H217V31H215ZM225 30V31H224ZM226 30H227V32H226ZM238 30V31H237ZM246 30H248L247 32H246ZM32 31V32H31ZM36 31V32H35ZM39 31V32H38ZM49 32L50 31V33L48 34H46L45 32ZM98 31V32H97ZM137 33H136V32ZM170 31H171V33H170ZM179 31V32H178ZM77 34H76V33ZM130 32H131V34H130ZM153 32H155V35H157V37H159L158 39H157V37L155 38L154 36L155 35H153L154 33ZM180 32H182V33H180ZM198 32H199V34H201V36H202V38H201V36L198 34ZM51 33V34H52ZM80 33H81V36H79L80 35ZM89 33H93L94 35V37L92 36V34H89ZM157 33V34H156ZM165 33H166V36H165ZM174 33V34H173ZM180 33V34H179ZM185 33V34H184ZM193 33V34H192ZM211 33V34H210ZM243 33H245V34H243ZM37 34V35H36ZM42 34H44V35H42ZM151 34V35H150ZM169 34H171V35H169ZM196 34H198V36L197 37H200L201 38V40H200V38L198 39V38H195L196 37ZM206 34H209V37H208V35L207 36H204V35H206ZM218 34V35H217ZM243 34V35H242ZM252 34V33H251ZM88 35V36H87ZM153 35V36H152ZM163 35V36H162ZM169 35V36H168ZM173 35H174V40H178V41H180V40H186L187 39V37L189 36V35H193L194 36V38H193V43L195 44H191V46H193V47H191V46H187L188 44H186V42H188V39L186 40V41H182L183 43H182V45L183 44H185L184 46H182V45H179V49H178V51H176V53H174V54H171V53H169L168 51H167V48H168V44L166 43V42H168L169 43V41H168V37H169V40H170V37H171V39L173 38ZM210 35H213V36H210ZM244 35H246V36H244ZM42 36V37H41ZM78 36V37H77ZM154 37V38H150V37ZM161 36V37H160ZM168 36V37H167ZM44 37V38H43ZM87 37H89V38H87ZM180 37H181V39H180ZM204 37V38H203ZM214 37V38H213ZM249 37H250V34H249ZM39 38H41V39H39ZM62 39L60 40L59 39V44L61 45V44H63L64 42H66V39H65V36L64 37H61ZM149 38V39H148ZM175 38H177V39H175ZM209 38V39H208ZM213 38V39H212ZM220 38V39H219ZM80 39V40H79ZM153 39H155L154 41H153ZM159 39H162V40H159ZM167 41H166V40ZM180 39V40H179ZM197 39V40H196ZM203 39V40H202ZM18 40H19V42L20 43H18ZM211 40V41H210ZM224 40V39H223ZM76 41V42H75ZM81 41V42H80ZM144 41V42H143ZM147 41V42H146ZM157 41V42H156ZM160 43H159V42ZM165 42L166 44V46L165 47H163L162 48V46H164L163 44H162V46H161V43L162 42ZM198 41V42H197ZM201 41V42H200ZM23 43V44H22ZM70 43L68 44V45H70ZM105 43V44H104ZM154 43L156 44V48H153V47H155V46H151V45H154ZM160 45H159V44ZM204 43H207V42H204ZM23 46H21V45ZM83 44V45H82ZM88 44V45H87ZM91 44V45H90ZM107 44V45H106ZM150 44V45H149ZM157 44H158V47L160 46V48H157ZM210 44V43H209ZM18 45V46H17ZM86 45V46H85ZM139 45V46H138ZM147 45V46H146ZM240 45V44H239ZM17 46V47H16ZM45 46H47V47H45ZM88 46V47H87ZM142 46V47H141ZM149 46V47H148ZM43 47H44V49H43ZM50 47V48H49ZM78 47H81L80 49L81 50H79V51H77L78 49H74V48H78ZM83 47V48H82ZM150 47H152L153 49H157V50H152L153 52H155V53H151L150 51H149V48ZM167 47V48H166ZM181 47V48H180ZM183 47H185L184 49H182ZM52 48H55V47H52ZM86 48V49H85ZM144 48V49H143ZM187 48V49H186ZM192 48V49H191ZM50 51H49V50ZM136 49V50H135ZM164 49V50H163ZM44 50V51H43ZM46 50V51H45ZM49 52H48V51ZM70 50H74V51H70ZM82 50L84 51V53L82 52ZM89 50V51H88ZM121 50H123V51H125V52H123V51H121ZM185 51L186 52V54H185V52H182V51ZM187 50V51H186ZM197 50V52H195V51ZM36 51H38V52H36ZM67 51H69V52H67ZM107 51L108 52H110V51H112V52H110L111 54H105V53H107ZM162 51V52H161ZM74 52V53H73ZM126 53V54H124L125 56H124V58H126V59H124L123 58V53ZM132 52H134V54L137 56H135V55H133V54H129V53H132ZM140 53V55H139V53ZM168 52V53H167ZM182 52V53H181ZM213 52H214V50H213ZM62 53H65V54H62ZM72 53V54H71ZM82 53V54H81ZM86 53V54H85ZM122 53V54H121ZM137 53H138V55H137ZM159 55H158V54ZM161 53V54H160ZM184 53V54H183ZM39 54V55H38ZM89 54V55H88ZM67 55V57H65ZM81 55V56H80ZM86 55H87V58H85L86 57ZM172 55V56H171ZM220 55V56H219ZM221 55H223V56H221ZM64 56V57H63ZM74 56H76V57H74ZM83 56V57H82ZM88 56H90V57H88ZM92 56V57H91ZM130 56H132V57H130ZM139 56V57H138ZM154 56H158V57H154ZM163 56V57H162ZM219 56V57H218ZM80 58V59H79ZM193 58H195V59H193ZM222 58V59H221ZM192 59H193V61H192ZM200 59V60H199ZM214 59V60H213ZM215 59H216V61H215ZM105 60H109L108 62L107 61H105ZM194 60H197V61H194ZM212 60V61H211ZM225 60V61H224ZM146 61V62H145ZM199 61V62H198ZM223 61V62H222ZM239 61H241V63L242 62H244V60L243 59H239ZM259 61H261V60H259ZM137 62H138V64H137ZM189 62V63H188ZM195 62V63H194ZM140 63V64H139ZM205 63V64H204ZM211 65H210V64ZM187 64H189V65H187ZM194 64H196V65H194ZM202 64H204V65H202ZM209 65V66H207V65ZM192 65H194V66H192ZM215 66L217 67V66H219V67H217V68H215ZM138 67H144L145 69L144 70H142V71H138L137 69H138ZM147 67V68H146ZM207 67V68H206ZM211 67H212V69H211ZM214 67V68H213ZM155 68V69H154ZM220 68V69H219ZM123 69H125V70H127V71H133V73L132 72H130V73H132V75H135V80H134V82L133 83H131L130 85H129V88H130V92H129V95L128 96H126V97H124V96H120V95H116V96H119V97H116V96H108L109 98H111V99H109V98H107V97H102L101 95H99V96H101V98L97 95V97H99L98 98V100L97 101H95V102H93V103H84V101L86 100V96H85V92H87V93H103V92H105V84L104 83H101V84H99L98 83V79L100 78V77H105V75L106 74H109V73H111V72H116V71H119V70H123ZM217 69H219V70H217ZM94 71L95 72V76H94V82H96V83H91L92 85H98V86H95V88H93V86L91 85V84H88L89 86H87L86 84H82V83H88V81H86L85 82V80H87V75H86V77H84L85 75H82V74H84L86 71ZM209 70V71H208ZM74 71V72H73ZM82 71H84V72H82ZM136 71V72H135ZM155 71H157V72H155ZM159 71V72H158ZM216 71V72H215ZM221 71H223V72H221ZM206 72V73H205ZM134 73H137V74H134ZM210 73V74H209ZM222 73V74H221ZM225 73L227 74V75H225ZM28 74V73H27ZM101 74V75H100ZM162 74V75H161ZM221 74V75H220ZM103 75V76H102ZM42 78H41V77ZM47 76V77H46ZM51 76V77H50ZM76 76H78V77H80V78H77ZM202 76H204V77H202ZM53 77V78H52ZM82 77V78H81ZM161 77H163L162 79H161ZM255 77H258V76H255ZM86 78V79H85ZM204 78H206V79H204ZM216 78H218V79H216ZM264 77L262 76V79H263ZM47 79V80H46ZM191 79V78H190ZM189 79V81H186L185 82V84H183L182 82H180V83H178V86H177V96L178 97H182L183 99H184V101H186V102H202L203 104L205 103V113H208V114H205V118L207 119L206 121L208 122V124H209V126H211V127H216V128H219V130H220V132H222V133H224L225 132V129L226 128H224L225 126L222 124V122H221V125L222 126H220V123H217V122H219V113H220V102H218V104H217V100L214 102L213 100V97H211L210 99L212 100V102H211V100L210 99H199V98H197V99H195L194 97H191V93L189 92V91H187L188 90V86H189V83H190V80ZM261 79V78H260ZM261 79V80H262ZM38 80V83L36 82ZM69 80V81H68ZM83 80V81H82ZM96 80V81H95ZM217 80V81H216ZM72 81H76L75 83H77L78 85H71V84H69L68 82H72ZM82 82V83H80V82ZM163 81V82H162ZM188 82V83H187ZM73 84H74V82H72ZM79 83L81 84V85H79ZM137 83V84H136ZM182 83V84H181ZM49 84V85H48ZM41 85V86H40ZM64 85V86H63ZM68 85H70V86H68ZM101 85H104L103 87L101 86ZM161 85H163V87L161 86ZM188 85V86H187ZM43 86V87H42ZM73 86V87H72ZM75 86H77V88H75ZM85 86V89L83 88V87ZM159 86V87H158ZM165 86V87H164ZM86 87H88V88H86ZM75 88V89H74ZM111 90V89H110ZM135 90H136V92H135ZM85 91V92H84ZM94 91H96V92H94ZM138 91V92H137ZM187 93V94H186ZM138 94V95H137ZM188 95V96H187ZM217 96V95H216ZM135 98V99H132V98ZM140 97V98H139ZM103 98V99H102ZM105 98H107V99H105ZM126 99V101L127 102H130L131 100L132 101H134V102H136L137 103V105L135 104L134 106H132L133 104H131V103H127L126 101H124L125 103H124V106H123V104L121 105L120 103H121V101L123 100V99ZM121 99V100H120ZM128 99H130V100H128ZM78 100V101H77ZM142 101V104H140L141 102L140 101ZM162 100V101H161ZM149 101L151 102V104L149 103ZM164 101V102H163ZM145 102V103H144ZM49 103V104H48ZM146 103H149L150 105L148 106V104H146ZM119 104V106H116V105H118ZM126 104L128 105H130V107H129V105L128 106H126ZM138 104H140V105H138ZM207 104V105H206ZM89 105H91V106H89ZM94 105V106H93ZM142 105H143V107H142ZM145 105H146V108H144L145 107ZM154 105V106H153ZM163 105H164V107L165 108H162L163 107ZM214 105V108L212 109V106ZM216 105V106H215ZM219 105V106H218ZM136 106V107H135ZM140 106H141V108H140ZM210 106V107H209ZM218 106V107H217ZM119 109H118V108ZM123 108V110H122V108ZM132 107V108H131ZM138 107V108H137ZM151 107V109H149L148 110V108H150ZM153 107V108H152ZM159 107V108H158ZM210 109H209V108ZM45 108V109H44ZM103 108V109H102ZM127 108H129L130 110H128ZM219 108V109H218ZM1 110H2V112H0V113H3L4 111L6 112L7 110H4L3 108H0ZM46 109H48V110H46ZM126 109V110H125ZM136 109H137V111H136ZM146 109V110H145ZM208 109V110H207ZM261 109L262 110H264V107H261ZM45 111V113L43 114V112ZM49 110H52V116H51V114H48L47 112L49 111ZM61 110V111H60ZM164 110V111H163ZM207 110V111H206ZM56 112V114H58L57 116H55L56 114H54L55 112ZM104 111V112H103ZM211 111V112H210ZM40 112V113H39ZM64 112V113H63ZM133 112L135 113V114H133ZM143 112H147V113H143ZM151 112H153V113H151ZM264 112V111H263ZM262 112V113H263ZM30 113V114H29ZM39 113V114H38ZM87 113V114H86ZM98 113V114H97ZM130 113H132V114H130ZM155 113H159V114H157V115H159V116H156V117H158V120L157 119H155L156 117L155 116H150V114H153V115H156ZM95 114H96V116H95ZM118 114V115H119ZM144 116H143V115ZM210 114H213V115H210ZM28 115V116H27ZM36 115V116H35ZM38 115H39V118H38ZM44 115V116H43ZM147 115V116H146ZM166 115V116H165ZM27 116V117H26ZM50 116V117H49ZM75 116H76V118H75ZM146 116V117H145ZM148 116H150V118L148 117ZM164 116V117H163ZM37 117V118H36ZM43 117V118H42ZM55 117V118H54ZM74 117V118H73ZM80 117V118H79ZM143 117L145 118V119H143ZM167 117V118H166ZM34 118H36V119H38V120H34ZM41 118V119H40ZM54 118V119H53ZM67 118H69V119H67ZM71 118L72 119H83V120H87V121H89L88 123H86L87 121H79L78 123H74L73 121H71ZM87 118V119H86ZM166 118V119H165ZM211 118V119H210ZM212 118H213V120H212ZM33 119V120H32ZM49 119H47V121L49 120ZM77 119V120H78ZM150 119V120H149ZM165 119V120H164ZM53 120H55V121H53ZM61 120V121H60ZM121 120V119H120ZM156 120V121H155ZM162 120V121H161ZM53 121V122H52ZM62 121H64V123L62 122ZM127 122H124V125L126 124V123H128L129 121L128 120H126ZM62 122V123H61ZM147 122V123H148ZM152 122V121H151ZM159 122V123H158ZM216 122V123H215ZM72 123H74V124H72ZM81 123H86L85 125H81ZM90 123V124H89ZM161 123H163V124H161ZM165 123V124H164ZM168 123V124H167ZM212 123V124H211ZM69 124H71V125H69ZM81 125V127L79 126H77L76 128H75V125ZM154 124V125H155ZM230 124H232V123H230ZM127 125V124H126ZM158 125H160V126H158ZM168 125V126H167ZM53 126V127H52ZM221 128H220V127ZM224 126V127H223ZM235 126H237V125H231L230 127H233V128H231V133H230V136L231 137H233V138H235V139H237V140H239V138H241L240 140H239V142H241V143H246L247 141H248V138H247V136L244 134V132L239 128H237V127H235ZM70 127H74V128H70ZM48 128V129H47ZM60 128V129H59ZM63 128H64V130H63ZM66 128H68V129H66ZM170 128H171V130H170ZM54 129V130H53ZM58 129V130H57ZM233 129V130H232ZM56 130V131H55ZM165 130H167V131H165ZM170 130V131H169ZM239 132H238V131ZM244 131H247L246 133H249V131H250V128H247L246 127V129H243ZM46 131V132H45ZM51 131H54V132H52V133H50ZM65 131H67V132H65ZM110 131V132H109ZM241 131V132H240ZM70 132V133H69ZM80 132V133H79ZM87 132V133H86ZM170 132V133H169ZM60 133V134H59ZM85 133H86V135L87 136H84L85 135ZM105 133V134H104ZM115 133V134H114ZM228 133V132H227ZM238 133V134H237ZM242 135V136H240V134ZM55 134H57V136L55 135ZM62 134V135H61ZM64 134H67V135H64ZM94 134V135H93ZM231 134H233V135H231ZM235 134V135H234ZM236 134H237V136H236ZM48 135V136H47ZM55 135V136H54ZM61 135V136H60ZM102 135V136H101ZM118 136H120V137H118ZM237 138H236V137ZM59 137V138H58ZM115 139H116V141H115ZM128 140H132L131 138H129ZM111 142H114V143H111ZM110 143L112 144L111 146H108V145H110ZM107 144V145H106ZM97 145H99L98 147H97ZM101 145H104V146H101ZM45 148V147H44ZM44 148H42V149H40V151H41V154L43 155V164H45V165H43V166H39L41 169H43L40 173H39V171H38V173L35 171V172H33V176H35L34 178H33V176H31V177H29L28 178V176H26L25 174H24V172L23 171H21L22 169V167H25V165H26V163L24 164V162H20L19 160H16V161H13V163H14V165H12L10 168H6V169H2V170H0V177L1 178H6V180H5V183L4 184H2V185H0V202L1 201H7L8 203H10V204H12L11 205V208H16V206H20L21 208H23L24 209V203L26 204V203H31L30 201H32V202H35V200L37 201L38 199L39 200H43L42 198L43 197H46L49 193H53V191L55 192L56 190H58L60 187H61V189H63V190H61L60 189V196L59 197H57V198H59L60 199V201H59V203H58V208H60V209H64V207H71L72 208V211L76 214V212H77V210H78V212L80 213V214H78V215H81V216H78L77 214L76 215H72V217L70 216L69 218H71V219H69L68 221H65V222H63V221H60V220H57V218H51V219H47V218H41L39 221H38V224H39V226L42 228L39 232L38 231H36V230H32V229H29L28 228V226H26V224H25V222H20V221H12V223H13V225H11V227L10 228H8L7 229V231H3V232H0V246H1V248H0V264H9L10 262L11 263H16V264H22V263H24V264H33L34 262V264H53V263H55V264H59L60 262L61 263H68V264H70V262H71V260L72 259H76L75 261H76V263L74 262L73 263V261L74 260H72V263L73 264H89L88 262H90V261H92L93 260V258H96V259H94V261H92L91 263L92 264H97V261H98V263L100 264V263H102L103 264V262H104V258H102L101 256L102 255H104L105 253H104V251L103 250H101V249H96V251L97 252H92V254H96V255H91V253H89V252H87V251H85L86 250V248H84V247H79L80 248V250H78V248L76 247V248H72L74 245H76L75 243H78V244H89V243H98V244H102V243H106V242H108L109 240H104V237H103V235H104V233H101V231H102V224H100V216H93L94 214H100L101 212H104L105 210H106V212H107V210H111V209H115V207H114V203H115V201H113L115 198H117V196H113V195H111V194H109L108 195V197H105V198H103V191L102 190H100V189H98L95 185V187H92V183H90V185H91V187H92V189H91V187L89 186V183H87L86 184V186L85 187H83V189H82V191L84 190V188L86 189L85 191H86V193H82V191L80 192V190L78 191L77 189H75V188H72L73 187V184L72 183H74L75 184V182H79L80 180H82V179H84L85 178V176H86V178H87V175L86 174H84V172L83 171H80V172H82V177H84V178H82L81 177V175L79 176V174L78 173H80L78 170H80L81 169V166L78 164V162H77V164L75 163V161H74V163L75 164H73L72 163V165L71 166H69V167H67L68 169L70 168V167H74L75 169V171H78L77 172V174H78V176L76 177V173H74L75 174V177L73 176L74 174H72L69 178H68V180L66 181V183L68 184H64V186H62L63 185V182H61V181H59V176H58V174L56 173V172H62V171H64L65 169H53L52 167H51V165H52V163L54 164V160H56V157H55V153H60L61 154V161L63 162H66L67 160H68V158H70V157H65V156H67L68 154H69V152H72V149H65V148H61L62 150H59V151H57L56 149H54V148H52V147H47V148H45V150H44ZM96 149V150H94V149ZM204 149H206V150H208V151H205L206 153H208V152H213V155H216V150L215 149H211V148H209L208 146H206ZM77 149H73V151H76ZM211 150V151H210ZM213 150V151H212ZM218 150V149H217ZM101 151V150H100ZM219 151V150H218ZM78 152V151H77ZM47 154H50V155H52L51 156V158H48V157H46L45 155H47ZM78 154H79V152H78ZM212 153H208L207 155H210V156H212L211 155ZM217 155H219L218 156V158H217V161H218V165H217V167L220 169V171H222V172H219V174L220 175H218V173H217V175H216V173H212V172H209V171H206V170H199V171H196V172H194V174H195V177L196 178H198V179H200V180H205L204 182H206L207 184H209V185H213V186H218V187H226L227 185H221V184H224L223 183V174L224 173H228V172H244V170H243V168L241 167V165L240 164H238L237 165V162H234V161H231V162H229V161H227V157L223 154V153H219V154H217ZM231 155H233V154H231ZM55 157V158H54ZM64 157V158H63ZM226 159H225V158ZM46 158V159H45ZM231 158H234V155L233 156H231ZM226 160V161H225ZM234 160V159H233ZM52 161V162H51ZM91 161H92V159H91ZM222 162V163H221ZM226 162V163H225ZM228 162V163H227ZM234 162V163H233ZM12 163V164H13ZM18 163V164H17ZM21 163V164H20ZM20 164V165H19ZM93 162L90 164V165H92L93 166ZM222 164V165H221ZM230 164H233L232 166L233 167H231V165L229 166ZM34 165H36V164H34ZM76 165H78V166H76ZM236 167H235V166ZM227 166V167H226ZM38 167V168H39ZM8 169V170H7ZM237 169V170H236ZM4 170V171H3ZM14 170H16V171H14ZM56 173V174H55ZM6 174V175H5ZM45 174H47V176L45 175ZM49 174V175H48ZM51 174V175H50ZM200 175V176H199ZM22 176V177H21ZM24 176V177H23ZM55 176V177H54ZM204 177V178H202V177ZM210 176V177H209ZM213 176H215V177H217V178H215V177H213ZM45 177V178H44ZM48 177V178H47ZM73 177L75 178V179H77V180H79V181H75V179L73 180ZM81 177V178H80ZM33 180H32V179ZM47 178V179H46ZM85 178V179H86ZM29 179H31L30 181H34L35 179V181L34 182H32V183H30V181H29ZM53 179V180H52ZM29 181L28 182V185L26 184L27 182H25V181ZM71 180H72V183H71ZM49 181L51 182L52 181V183H51V185L49 184L48 185V183H49ZM73 181H75V182H73ZM208 181V182H207ZM21 182V183H20ZM212 182V183H211ZM215 182V183H214ZM220 182H222V183H220ZM23 183H25V184H23ZM35 183V184H34ZM45 183H47V187L45 186V187H43V188H38V186H39V184L41 185V184H45ZM54 183V185H52ZM6 184V185H5ZM23 184V185H22ZM37 184V185H36ZM72 185V186H71ZM22 186V187H21ZM60 186V187H59ZM69 186H70V193H69V190H68V188H69ZM64 187V188H63ZM68 187V188H67ZM89 187H90V189H89ZM188 187V186H187ZM230 188H232V186H229ZM20 188V189H19ZM34 190V188L36 189V188H38L36 191L38 192V194H36V195H34V193L32 192L33 190ZM66 188V189H65ZM88 188V189H87ZM247 188H249L248 190L250 191V192H253L255 189L254 188H252V187H247ZM56 189V190H55ZM19 190V191H18ZM89 190H92V191H89ZM18 191V192H17ZM32 193H31V192ZM36 191H35V193H36ZM66 191V192H65ZM71 191H75V192H73V193H71ZM88 191V192H87ZM101 191V192H100ZM28 192V193H27ZM80 194H79V193ZM84 192V191H83ZM90 192H91V194H90ZM40 193H42V194H40ZM46 193V194H45ZM81 193L83 194V195H81ZM102 193V194H101ZM26 194H29V195H26ZM30 194H32L33 195V197H34V199H33V197H32V195L30 196ZM40 194V195H39ZM72 196H71V195ZM88 194H90L89 196H91V197H93V198H95V200L97 201V202H99V199L98 198H103L102 199V203L103 204H101V205H99L98 203H96V201L94 200V199H92V198H90L89 196H87ZM101 194V195H100ZM5 195V197H3ZM22 195H25L24 197L22 196ZM46 195V196H45ZM73 195H75V196H73ZM81 195V196H83V198L81 199L79 196ZM96 195H98V196H96ZM8 196V197H7ZM15 196V197H14ZM77 196V197H76ZM85 196H86V198H85ZM101 196V197H100ZM110 196L111 197H114V198H110ZM23 197V198H22ZM39 197V198H38ZM41 197V198H40ZM55 197V196H54ZM88 197V198H87ZM20 198V199H19ZM51 198H53V197H51ZM49 199V200H47V202L48 203H52L53 202V200L52 199ZM19 199V200H18ZM25 199V200H24ZM92 199V200H91ZM105 199V200H104ZM16 200V201H15ZM77 200V201H76ZM91 200V201H90ZM93 200H94V202H93ZM26 201H28V202H26ZM51 201V202H50ZM63 201V202H62ZM74 201V202H73ZM90 201V202H89ZM106 201V202H105ZM114 203H113V202ZM263 201H264V197H263ZM262 201V202H263ZM21 202V203H20ZM46 202V201H45ZM46 202V203H47ZM76 202V204H73V203H75ZM79 202V203H78ZM92 202H93V204H92ZM108 202V203H107ZM109 202H112V203H109ZM200 202V201H199ZM198 202V203H199ZM202 202V201H201ZM81 203V204H80ZM85 203V204H84ZM94 203H96V204H94ZM101 203V202H100ZM204 202H202V204H203ZM87 204V205H86ZM107 204V205H106ZM109 204H110V207H109ZM262 204V206H261V215H263L264 216V202L263 203H261ZM1 205V204H0ZM70 205V206H69ZM79 205V206H78ZM104 205H106V206H108L107 207V209L104 207ZM199 205H200V203H199ZM204 205V204H203ZM64 206V207H63ZM90 206H92L91 208H90ZM95 206H97V208L95 207ZM201 206V208L202 207H205L204 209H203V211L204 210H207V206L205 205V206H202V205H200ZM99 207L100 208H102V209H104V211L103 210H101V209H99ZM104 207V208H103ZM9 209V210H13V209ZM89 211L87 214H86V216L84 215V214H81V212H83L84 213V211ZM97 209H99V211H97ZM222 209H223V211H222ZM222 209L220 210V212H216L217 213V215H221V216H224V220H226V221H229V224H225L224 223V221H220V220H215V221H213V222H209V221H205V220H202V219H187V222L188 223H191V225L193 224L194 225V227H192V229L193 228H196V231H195V229H193L194 231H192V229H190L189 231H186V233H185V236L187 235V236H189V237H185V236H183V237H185V238H182L178 233H176V232H173L174 234H171L170 236L171 237H173V238H177V239H182V240H189L190 238H193L195 241H198V242H200L201 243V249L199 250L198 249V251H197V254H195L194 255V258H193V253H192V256H191V252H188V251H185V254H182V253H184L183 251H181V253H179V254H181V256L179 255V254H177L178 252L176 251V248L178 247V245H180V243H175V245H174V247L173 248H175V249H172L171 251H176L177 253H174V252H165V251H162L161 253H162V255H160V254H157L156 253V255L158 256V257H160V259L158 260V259H155V258H157V257H155L154 256V260L152 261V262H158L157 264H171L169 261H170V259H169V256H167L168 254L167 253H174V255L176 254V256L175 257H183L184 259H188L189 257L191 258V259H194L195 260V258H200L202 261L204 260V262H202L203 264H209V261L211 262V261H213V263L212 264H214L215 262H217L218 264H219V262H218V260H215V257L216 256H214L213 257V255H211L210 253L212 252V251H214V250H211V249H215V248H220V252L221 253H224V252H227L228 254H232L231 252H233V246H231V245H227V243H228V241H229V238L227 237V239L226 240H219L217 237H216V240H215V237H213V235H218V234H222V233H225V234H223V235H225V236H229V235H231V236H235L236 234V237H241V239H248L247 241H257V242H261V240L262 241H264V236H261V237H259L258 235L256 236V235H253V233L251 234V231L249 232H246V231H244L243 229H241V226H247V224L245 223V221L243 220V218L241 217V216H238V215H236L234 212H232V211H229L227 208H225V207H222ZM25 210L26 209H24V212H23V217H25V218H27V216L28 215H26V213L27 212H25ZM30 210V212H31V214H32V211L31 210H33L32 208L31 209H29ZM208 210H210V208L208 209ZM212 210V209H211ZM18 211V210H17ZM27 211V210H26ZM94 213H93V212ZM95 212H97V213H95ZM206 212H210V211H206ZM206 212H204V214L203 215H205V216H207V215H209V213L207 214ZM11 213V215H14V213H16V210L15 211H12V212H7V214L6 215H8V214H10ZM222 213V214H221ZM25 214V215H24ZM31 214H30V217H31ZM227 214V215H226ZM1 215H3V214H1ZM11 215L9 216H7V217H3L4 219H6V224L8 223V222H10V220L9 221H7V219H10L11 218ZM89 217H88V216ZM91 215V216H90ZM175 215V214H174ZM75 216V219H73V217ZM84 216V217H83ZM226 216V217H225ZM85 217H88V218H95V221L96 222H93L94 220L91 218V221H87L86 219H85ZM211 217H213V216H211ZM231 219H229V218ZM237 217V218H236ZM29 218V217H28ZM82 218V219H81ZM3 219V220H4ZM83 220V221H81V220ZM76 220H79L80 222H76ZM98 220V221H97ZM193 220V221H192ZM198 220V221H197ZM5 221V220H4ZM56 222V223H55ZM74 222V223H73ZM82 222H84V223H82ZM85 222H87L88 224H86ZM173 222H175V223H177V224H174ZM172 222V224H173V226H176L177 227V225H179L178 224V221H173ZM50 223V224H49ZM86 224V225H83V226H81L82 224ZM93 223V224H92ZM208 225H207V224ZM214 223V224H213ZM220 223V225L219 226H216V225H218ZM20 224V225H19ZM73 224V225H72ZM75 224V225H74ZM81 224V225H80ZM90 224H92V225H94L95 227L94 228H92V227H90L89 228V226H92V225H90ZM99 224V225H98ZM199 224H202V225H199ZM246 224V225H245ZM18 225V226H17ZM60 225H61V228H60ZM70 225H71V228L73 227V226H77V227H73L74 229H67L66 227L68 226V227H70ZM213 225V226H212ZM241 225V226H240ZM13 226H15V227H13ZM26 226V227H25ZM57 226V227H56ZM101 226V227H100ZM198 226H200L199 227V229H197L198 228ZM206 226V227H205ZM45 229H44V228ZM52 227V228H51ZM55 227L58 229L59 228V230H57V229H55ZM80 227H82L83 229H85L84 227H86V228H89V229H85V230H82V228H80ZM176 227L174 228L173 227V229H176ZM203 227V228H202ZM204 227H205V229L207 230V232L206 231H203V230H205L204 229ZM208 227H210V228H208ZM215 227H217V228H215ZM227 227V228H226ZM233 227V228H232ZM54 228V229H53ZM75 228H79V230H77V229H75ZM96 228V229H95ZM47 229H49V230H47ZM51 229V230H50ZM210 229V230H209ZM241 229V230H240ZM52 230H56L55 232L54 231H52ZM74 230H76V232L74 231ZM98 230H100L98 233H96ZM210 232H209V231ZM212 230H213V232H212ZM215 230H216V233H215ZM222 232H221V231ZM34 231V232H33ZM46 233H45V232ZM52 231V232H51ZM59 231V232H58ZM70 231V233L72 234H70V235H63L62 233H60V232H69ZM190 231H192V232H190ZM230 231V232H229ZM238 231H240V233L238 232ZM243 231V232H242ZM74 232H75V234H74ZM203 232H205V233H203ZM229 234H228V233ZM26 233H28V235H26ZM48 233H51L50 235L48 234ZM187 233H189V234H187ZM201 233H203V234H201ZM59 234V235H58ZM199 234V235H198ZM234 234V235H233ZM239 234H241L242 236H240ZM57 235V236H56ZM211 235V236H210ZM246 235V236H245ZM193 236H195V237H193ZM197 236V237H196ZM210 236V237H209ZM27 237V238H26ZM63 237V238H62ZM80 237V238H79ZM230 237V236H229ZM263 237V238H262ZM67 238V239H66ZM68 238H71L72 240H70V239H68ZM196 238L197 239H199V240H196ZM25 239L27 240V241H25ZM66 239V240H65ZM113 239V238H112ZM112 239H110V240H112ZM251 239V240H250ZM211 240H212V243H211ZM218 240V241H217ZM259 240V241H258ZM5 241H7V242H5ZM32 241V242H31ZM39 243H38V242ZM65 241V242H64ZM70 243L69 245H67L68 244V242ZM71 241V242H70ZM76 241V242H75ZM203 241V242H202ZM205 241V242H204ZM206 241L208 242V243H206ZM216 241V242H215ZM27 242V243H26ZM30 244H29V243ZM58 242H60V243H62L60 246H59V248L57 247L58 245H56ZM87 242H89V243H87ZM211 244H210V243ZM219 242V243H218ZM32 243V244H31ZM48 243V244H47ZM63 243H64V245H63ZM156 243H163V241L162 240H158V241H156ZM202 243L204 244V245H202ZM215 243V244H214ZM19 244V245H18ZM26 244H29V246L30 247H28V245H26ZM33 244H35L34 246H35V248H34V246H33ZM43 244V245H42ZM72 244H74V245H72ZM213 244V245H212ZM221 244V245H220ZM26 245V246H25ZM54 245V246H53ZM63 245V249L61 248V246ZM207 245V246H206ZM20 246V247H19ZM38 246V247H37ZM70 246V247H69ZM72 246V247H71ZM4 247V248H3ZM43 247V248H42ZM53 249H52V248ZM214 247V248H213ZM15 248V249H14ZM55 248H57V250H55ZM65 248V249H64ZM69 248V249H68ZM84 248V249H83ZM229 248V249H228ZM48 249V250H47ZM49 249H52L51 250V252H49ZM74 249L76 250V251H85L84 253L86 254H83V256L82 257H79L78 258V256H80L81 254L79 253H74ZM211 251H210V250ZM46 250H47V252H46ZM63 250V251H62ZM72 251V255L70 254V252H65V251ZM206 250V251H205ZM209 250V251H208ZM221 250H224V251H221ZM226 250V251H225ZM227 250H230V251H227ZM13 251V252H12ZM47 253V255L45 254V252ZM55 253H54V252ZM60 251V252H59ZM63 252V255H60V253L62 254V252ZM75 251V252H76ZM203 251H205V252H203ZM245 251H247V252H245ZM2 252V253H1ZM21 252H22V254H21ZM29 252V253H28ZM41 252V253H40ZM99 252H102V255L100 256V254H99ZM198 252H201L200 254L198 253ZM219 252V251H218ZM243 252H245V253H247L248 255H246L245 253L243 254V258H242V260L244 259V261H242V260H240V261H242V262H238L237 264H255V262H256V257H255V255L253 254V252L252 251H250V250H244ZM28 253V254H27ZM40 253V254H39ZM65 253V254H64ZM82 253V252H81ZM159 253V252H158ZM37 254L40 256H37ZM49 254V255H48ZM56 254V255H55ZM62 257L63 256V258H59L58 256L59 255ZM186 254H187V256L188 257H186ZM189 254V255H188ZM20 255V256H19ZM27 255V256H26ZM36 255V256H35ZM71 255V256H70ZM74 255H77V256H74ZM93 256V258L91 257H89V256ZM171 255H173V254H171ZM251 255V256H250ZM15 256V257H14ZM42 256V257H41ZM45 256H47V257H45ZM53 256V257H52ZM65 256V257H64ZM66 256L68 257V259H66ZM73 256V257H72ZM86 256H88L87 258H86ZM142 257H144L143 255H141ZM146 256V255H145ZM162 256H166V258L169 260V261H167L166 263L164 262V259H165V257H163L164 259H162ZM249 256V257H248ZM28 257V258H27ZM52 257V258H51ZM69 257H72V259H70ZM75 257H77V258H75ZM85 259H84V258ZM100 257L102 258V259H100ZM104 257V256H103ZM203 257H205L204 259H202ZM210 259L209 261H208V259ZM24 258H26V259H24ZM88 258H90V259H88ZM114 258V259H113ZM113 258H111V260H109L108 262L110 263V264H112L113 263V261H114V263L113 264H118L117 262H120V258H116V257H113ZM189 258V260H186V262H187V264H188V262L191 260ZM213 258H214V260H213ZM247 258V259H246ZM39 259V260H38ZM64 260V262H62V261H57V260ZM88 259V260H87ZM100 259V260H99ZM123 257L121 258V264H122V262H123ZM140 259H141V257H140ZM147 257H146V261L144 260V262L142 263V264H152L151 262H149V261H147ZM249 259V260H248ZM44 260V261H43ZM65 260H67V261H65ZM96 260V261H95ZM116 260V261H115ZM118 260V261H117ZM194 260H193V262H194ZM30 261V262H29ZM52 261V262H51ZM101 261H103V262H101ZM192 261V260H191ZM206 261V262H205ZM215 261V262H214ZM58 262V263H57ZM108 262H106L105 264H109ZM146 262H148V263H146ZM192 262V264H194ZM221 262H224L223 260H221ZM10 263V264H11ZM60 263V264H61ZM64 263V264H65ZM202 263H199V264H202ZM210 263V264H211ZM154 264V263H153ZM189 264H191L190 262H189ZM196 264V263H195ZM216 264V263H215ZM225 264V263H224Z\"/></svg>","mask_w":264,"mask_h":264}]
</instances>
